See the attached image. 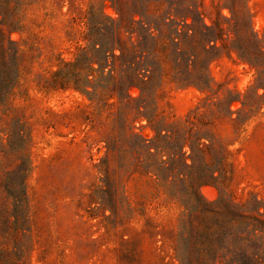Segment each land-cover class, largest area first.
Returning a JSON list of instances; mask_svg holds the SVG:
<instances>
[{
	"label": "rangeland",
	"instance_id": "rangeland-1",
	"mask_svg": "<svg viewBox=\"0 0 264 264\" xmlns=\"http://www.w3.org/2000/svg\"><path fill=\"white\" fill-rule=\"evenodd\" d=\"M69 1L24 5L23 31L10 34L18 41L20 74L0 102V264H180L183 207L138 171L129 143L116 133L113 108L72 88L45 87L61 60L73 61L80 47L102 38L88 24L99 0ZM110 4L104 1L103 13L115 17ZM146 4L176 24L182 51L175 64L171 45L153 53L161 65L151 63L145 96L156 126L193 122L201 141L212 142L206 159L214 152L224 157L225 178L199 190L205 200L222 196L248 206L258 200L264 211V0ZM132 126L146 139L155 134L143 117ZM24 188L27 201L16 200ZM230 247L240 245L234 240Z\"/></svg>",
	"mask_w": 264,
	"mask_h": 264
},
{
	"label": "trees",
	"instance_id": "trees-1",
	"mask_svg": "<svg viewBox=\"0 0 264 264\" xmlns=\"http://www.w3.org/2000/svg\"><path fill=\"white\" fill-rule=\"evenodd\" d=\"M104 1L92 4L88 14V24L101 31L102 38L80 47L73 61L61 60L45 87L72 88L100 108H113L116 133L129 143L138 171L151 176L156 187L167 189L183 207L175 254L180 264H264V211L259 210L260 202L254 200L248 206L222 196L205 200L199 190L225 178L224 157L214 152L206 159L204 150H210L212 142L201 141L193 122L184 127L156 126V114L145 92L153 82L151 63L155 60L161 65L160 59L153 57L158 46L167 50L171 45L174 64L182 52L176 40V24L166 13H150L146 2L151 0H110L115 17L103 13ZM34 2L37 0H0V102L13 93L20 74L18 41L10 34L23 31L19 10ZM163 26L170 27L169 33L164 34ZM165 38L169 44L157 43ZM179 81L195 83L189 78ZM131 88L138 93L132 95ZM142 117L155 130L150 139L133 130V122ZM109 149L107 144L104 162ZM107 175L108 171L106 179ZM14 198L26 202L27 190L14 194ZM234 240L240 245L239 251L230 247ZM250 243L257 248L251 250Z\"/></svg>",
	"mask_w": 264,
	"mask_h": 264
}]
</instances>
